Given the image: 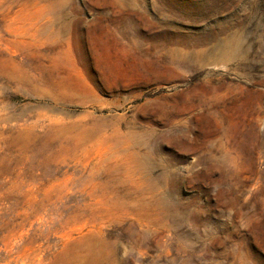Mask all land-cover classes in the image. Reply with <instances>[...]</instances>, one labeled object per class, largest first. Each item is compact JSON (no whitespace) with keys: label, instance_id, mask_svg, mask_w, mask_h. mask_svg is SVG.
<instances>
[{"label":"rangeland","instance_id":"rangeland-1","mask_svg":"<svg viewBox=\"0 0 264 264\" xmlns=\"http://www.w3.org/2000/svg\"><path fill=\"white\" fill-rule=\"evenodd\" d=\"M0 264H264V0H0Z\"/></svg>","mask_w":264,"mask_h":264}]
</instances>
